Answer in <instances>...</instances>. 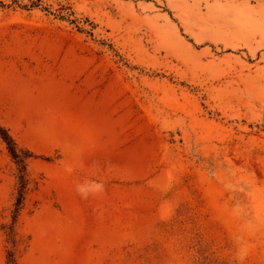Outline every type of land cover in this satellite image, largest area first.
Returning a JSON list of instances; mask_svg holds the SVG:
<instances>
[{"label": "rangeland", "instance_id": "374dc122", "mask_svg": "<svg viewBox=\"0 0 264 264\" xmlns=\"http://www.w3.org/2000/svg\"><path fill=\"white\" fill-rule=\"evenodd\" d=\"M0 1L19 264H264V0Z\"/></svg>", "mask_w": 264, "mask_h": 264}, {"label": "trees", "instance_id": "16d2710c", "mask_svg": "<svg viewBox=\"0 0 264 264\" xmlns=\"http://www.w3.org/2000/svg\"><path fill=\"white\" fill-rule=\"evenodd\" d=\"M39 0H31L29 4H22V7H34L37 6ZM0 4L3 3L0 1ZM0 138L5 143L7 151L11 158L17 165V181H16V194L11 209L12 221L10 224H5V233L7 241L10 246L6 249V264H19L16 256V247L18 239L16 238V232L14 231V223L17 219L20 209L24 204L25 196L30 189V178L27 171V161L33 155L32 151L26 147L20 146L8 128L0 123Z\"/></svg>", "mask_w": 264, "mask_h": 264}]
</instances>
